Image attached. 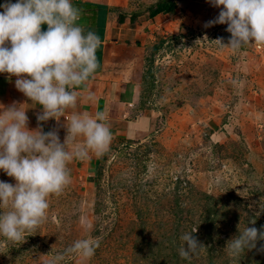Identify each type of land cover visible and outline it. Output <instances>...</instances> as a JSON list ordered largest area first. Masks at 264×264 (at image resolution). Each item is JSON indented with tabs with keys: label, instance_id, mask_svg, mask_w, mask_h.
<instances>
[{
	"label": "rangeland",
	"instance_id": "obj_1",
	"mask_svg": "<svg viewBox=\"0 0 264 264\" xmlns=\"http://www.w3.org/2000/svg\"><path fill=\"white\" fill-rule=\"evenodd\" d=\"M159 1L113 0L119 19L145 27L138 115L155 127L134 140L112 129L106 154L70 162L45 223L20 243L0 239V264H48L86 236L100 246L85 264H264V241L239 262L224 250L238 225L264 226V47L220 50L211 41L227 44V25L204 26L220 8L176 0L172 16L152 17ZM0 181L15 183L3 171ZM196 228L206 248L182 259L180 237Z\"/></svg>",
	"mask_w": 264,
	"mask_h": 264
},
{
	"label": "clouds",
	"instance_id": "obj_2",
	"mask_svg": "<svg viewBox=\"0 0 264 264\" xmlns=\"http://www.w3.org/2000/svg\"><path fill=\"white\" fill-rule=\"evenodd\" d=\"M207 2L221 10L204 26L226 24L230 33L227 44L223 38L211 41L220 50L236 54L247 46L264 47V0ZM0 8V74L9 81L16 77L15 88L40 109L37 128L29 130L28 110L23 107L28 103L0 105V171L15 181H0V239L16 244L47 220L49 199L59 196L71 183L69 163L90 154L102 157L113 136L106 110L94 116L74 111L66 117L67 110L77 106L76 89H86L99 67L96 52L101 40L79 24L82 10L72 0H6ZM43 25L46 31H42ZM92 98L89 93L88 99ZM62 117L65 123L60 125ZM49 120L65 129L63 142L59 127L43 130L42 125ZM259 208L256 217L264 213V203L260 202ZM255 223L256 219H251L253 226L242 231L238 225L239 235L227 241L224 250L234 261L239 262L246 251L264 241V226L257 229ZM196 231L180 237L182 259L191 260L206 248L194 235ZM99 246L98 237L77 239L48 264H61L67 257H78L85 264Z\"/></svg>",
	"mask_w": 264,
	"mask_h": 264
},
{
	"label": "crops",
	"instance_id": "obj_3",
	"mask_svg": "<svg viewBox=\"0 0 264 264\" xmlns=\"http://www.w3.org/2000/svg\"><path fill=\"white\" fill-rule=\"evenodd\" d=\"M5 2L6 0H0V4ZM11 2L15 3L17 0ZM72 3L82 10L79 24L86 31L95 32L101 40V46L96 52L99 67L90 78L86 89H76L77 106L75 109H68L66 117L74 111L87 112L94 116L97 111L106 110V122L111 130L121 127L122 134L128 140L151 132L155 127L154 117L148 114L138 115L144 86L143 67L146 54L144 43L141 42V47L138 43L143 38V34L139 32L145 28L144 25L141 27L138 22L131 23L130 18L119 19L113 0H72ZM0 11L3 9L0 8ZM46 30L47 26L43 25L42 31ZM15 79L16 77H12L9 81L5 74H0V105L7 107L13 102L28 103L23 107L28 110L26 115L30 130H34L37 128L36 115L40 111L39 105L31 104V101L15 88ZM89 93L93 94L92 99H88ZM64 123L62 117L60 125ZM60 125L55 120H49L42 127L45 132L57 127L63 130Z\"/></svg>",
	"mask_w": 264,
	"mask_h": 264
},
{
	"label": "trees",
	"instance_id": "obj_4",
	"mask_svg": "<svg viewBox=\"0 0 264 264\" xmlns=\"http://www.w3.org/2000/svg\"><path fill=\"white\" fill-rule=\"evenodd\" d=\"M177 7L178 6L176 0H161L158 2L156 9L152 12L151 16L155 17L160 14L172 16L177 10ZM158 48H159L158 46L155 47V49Z\"/></svg>",
	"mask_w": 264,
	"mask_h": 264
}]
</instances>
